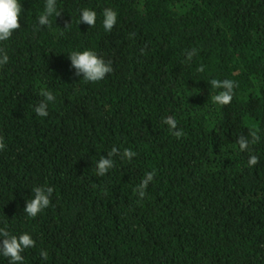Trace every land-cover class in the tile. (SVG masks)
<instances>
[{"label": "trees", "instance_id": "obj_1", "mask_svg": "<svg viewBox=\"0 0 264 264\" xmlns=\"http://www.w3.org/2000/svg\"><path fill=\"white\" fill-rule=\"evenodd\" d=\"M20 3L21 28L0 43V227L36 241L24 264H264V0H57L51 28L37 21L45 0ZM85 8L95 27L79 23ZM105 8L118 14L110 33ZM74 50L114 71L85 82ZM214 78L238 84L229 105L213 103ZM40 88L56 96L47 117L33 110ZM252 129L249 168L237 139ZM114 146L137 155L96 175ZM153 169L141 200L133 189ZM45 185L51 205L31 218L26 203Z\"/></svg>", "mask_w": 264, "mask_h": 264}, {"label": "clouds", "instance_id": "obj_2", "mask_svg": "<svg viewBox=\"0 0 264 264\" xmlns=\"http://www.w3.org/2000/svg\"><path fill=\"white\" fill-rule=\"evenodd\" d=\"M23 13V7L20 0H0V43L11 39L14 32L21 28L19 20ZM61 15V12L57 10V0H45L44 11L37 17L39 26L52 27V21L50 17L56 18ZM103 28L106 32H111L117 24L118 14L112 8H105L103 10ZM97 20V13L91 9H82L79 16V23L87 24L89 27H95ZM69 24L66 23L65 28ZM62 34V33H61ZM134 35V34H133ZM198 50L193 48L186 52V61H192L196 56ZM69 55L71 61V67L75 69V75L83 77L85 82L97 83L105 79V77L114 71L111 61H106L103 57L99 56L95 51H72ZM9 62V56L3 48H0V68L5 66ZM198 72L204 71V66L201 65L197 68ZM210 85L214 89H218V93L212 97L214 104L219 106L229 105L235 95L234 89L238 87V84L231 79H211ZM39 96L42 99L35 105L34 112L40 117H47L49 103H53L56 100L54 93L47 88H40ZM171 130V133L177 139H180L185 135L182 129H178L177 121L174 117H165L162 121ZM249 140L244 135H240L237 139L239 150L241 152H249L248 167L252 168L259 163L258 156L251 154L252 149L250 145L256 144L260 140L258 131L252 129L249 131ZM6 144L4 137L0 136V151L5 150ZM137 155L136 152L129 148H125L121 153L115 146L108 151L107 157L101 156L96 163V175L105 176L109 170L115 168V160L113 157L119 156L121 160L131 161ZM156 176V170L153 169L150 172H146L143 179L133 189L134 193L138 195L139 199L146 197V190L154 180ZM34 193L33 198L27 201L24 212L31 218L37 217L41 212L47 209L51 205V198L54 192V188L51 186H36L32 189ZM0 255L9 259V264H24V256L22 253L26 249L34 248L36 241L32 236L25 232L19 236L13 235L8 231V226L5 224L0 227ZM40 256L43 260H47L48 252L42 250Z\"/></svg>", "mask_w": 264, "mask_h": 264}]
</instances>
